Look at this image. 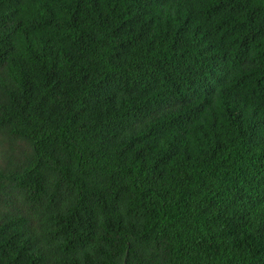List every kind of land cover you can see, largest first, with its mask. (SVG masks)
<instances>
[{
	"label": "trees",
	"instance_id": "trees-1",
	"mask_svg": "<svg viewBox=\"0 0 264 264\" xmlns=\"http://www.w3.org/2000/svg\"><path fill=\"white\" fill-rule=\"evenodd\" d=\"M0 264H264V0H0Z\"/></svg>",
	"mask_w": 264,
	"mask_h": 264
}]
</instances>
